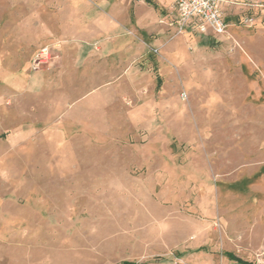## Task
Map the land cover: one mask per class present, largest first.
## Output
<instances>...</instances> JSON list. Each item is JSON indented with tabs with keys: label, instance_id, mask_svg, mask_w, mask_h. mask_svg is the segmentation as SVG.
I'll return each instance as SVG.
<instances>
[{
	"label": "rangeland",
	"instance_id": "1",
	"mask_svg": "<svg viewBox=\"0 0 264 264\" xmlns=\"http://www.w3.org/2000/svg\"><path fill=\"white\" fill-rule=\"evenodd\" d=\"M173 2L0 0V264H264V0Z\"/></svg>",
	"mask_w": 264,
	"mask_h": 264
},
{
	"label": "built area",
	"instance_id": "2",
	"mask_svg": "<svg viewBox=\"0 0 264 264\" xmlns=\"http://www.w3.org/2000/svg\"><path fill=\"white\" fill-rule=\"evenodd\" d=\"M224 0H174L173 23L177 30L187 27L201 34L221 35L226 31V22L220 6Z\"/></svg>",
	"mask_w": 264,
	"mask_h": 264
},
{
	"label": "crops",
	"instance_id": "3",
	"mask_svg": "<svg viewBox=\"0 0 264 264\" xmlns=\"http://www.w3.org/2000/svg\"><path fill=\"white\" fill-rule=\"evenodd\" d=\"M169 11H170L169 12V16L171 17V21L173 22V20L175 18L174 10L172 8V10L170 9ZM41 15H42V12H40L39 10L38 11H34V13H33V19L38 18V20H40ZM45 15H46V17H47L48 20L49 19H52V15L53 14L51 13L50 10L49 11H45ZM41 22H42L41 20L38 21L39 24H37V25H41ZM10 23L9 22H7V23L5 22L1 26V33L2 34H11L12 33L13 35H16V36H22V35H24L25 30H24V25L22 23L18 22L17 25H15V26H11L12 23L11 24ZM34 23H36V21H34ZM46 24H47V26L49 28L50 27L52 28V25L53 24L51 22H46ZM46 24H44V25H46ZM38 29H39V26H38Z\"/></svg>",
	"mask_w": 264,
	"mask_h": 264
},
{
	"label": "trees",
	"instance_id": "4",
	"mask_svg": "<svg viewBox=\"0 0 264 264\" xmlns=\"http://www.w3.org/2000/svg\"><path fill=\"white\" fill-rule=\"evenodd\" d=\"M229 255H231L232 256V254H230L229 253ZM233 258H234V256H232ZM237 261H239V262H241L242 263V261L240 260V259H238V258H235ZM121 264H131V262H122Z\"/></svg>",
	"mask_w": 264,
	"mask_h": 264
},
{
	"label": "bare ground",
	"instance_id": "5",
	"mask_svg": "<svg viewBox=\"0 0 264 264\" xmlns=\"http://www.w3.org/2000/svg\"><path fill=\"white\" fill-rule=\"evenodd\" d=\"M44 53H45V52H44ZM44 53H43V54H44ZM43 54H42V56H43Z\"/></svg>",
	"mask_w": 264,
	"mask_h": 264
}]
</instances>
